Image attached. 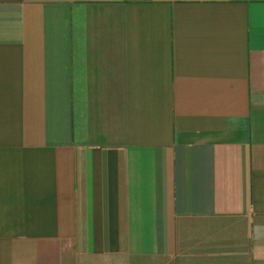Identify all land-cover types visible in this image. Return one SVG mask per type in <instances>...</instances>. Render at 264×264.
<instances>
[{
    "label": "crops",
    "instance_id": "1",
    "mask_svg": "<svg viewBox=\"0 0 264 264\" xmlns=\"http://www.w3.org/2000/svg\"><path fill=\"white\" fill-rule=\"evenodd\" d=\"M0 264H264V0H0Z\"/></svg>",
    "mask_w": 264,
    "mask_h": 264
}]
</instances>
